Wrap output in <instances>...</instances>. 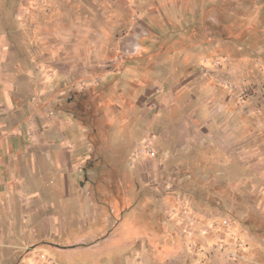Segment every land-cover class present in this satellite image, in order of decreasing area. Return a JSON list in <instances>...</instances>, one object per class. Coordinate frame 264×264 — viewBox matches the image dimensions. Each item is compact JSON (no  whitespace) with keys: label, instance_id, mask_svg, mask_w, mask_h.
<instances>
[{"label":"rangeland","instance_id":"1","mask_svg":"<svg viewBox=\"0 0 264 264\" xmlns=\"http://www.w3.org/2000/svg\"><path fill=\"white\" fill-rule=\"evenodd\" d=\"M0 23L67 71L87 150L0 264H264V0H0Z\"/></svg>","mask_w":264,"mask_h":264},{"label":"crops","instance_id":"2","mask_svg":"<svg viewBox=\"0 0 264 264\" xmlns=\"http://www.w3.org/2000/svg\"><path fill=\"white\" fill-rule=\"evenodd\" d=\"M8 30L0 23V251L12 253L3 240L27 237L30 202L69 191L87 150L79 123L56 102L67 71L57 67L46 82L50 75L25 69Z\"/></svg>","mask_w":264,"mask_h":264},{"label":"built area","instance_id":"3","mask_svg":"<svg viewBox=\"0 0 264 264\" xmlns=\"http://www.w3.org/2000/svg\"><path fill=\"white\" fill-rule=\"evenodd\" d=\"M144 150L147 152L148 156H150V157H154L156 155V151L154 149V146L151 143H147L145 145Z\"/></svg>","mask_w":264,"mask_h":264}]
</instances>
